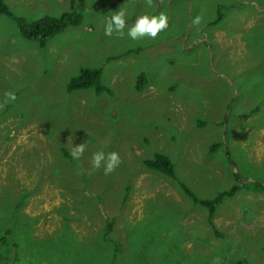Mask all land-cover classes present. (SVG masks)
Returning a JSON list of instances; mask_svg holds the SVG:
<instances>
[{
    "label": "rangeland",
    "instance_id": "obj_1",
    "mask_svg": "<svg viewBox=\"0 0 264 264\" xmlns=\"http://www.w3.org/2000/svg\"><path fill=\"white\" fill-rule=\"evenodd\" d=\"M3 1L83 22L42 47L0 15V103L16 93L0 108V264H264V0ZM160 13L155 38L128 36ZM86 68L110 93L68 91ZM98 151L121 163L106 175ZM157 152L175 179L145 167ZM180 182L199 199L240 188L210 224Z\"/></svg>",
    "mask_w": 264,
    "mask_h": 264
},
{
    "label": "trees",
    "instance_id": "obj_2",
    "mask_svg": "<svg viewBox=\"0 0 264 264\" xmlns=\"http://www.w3.org/2000/svg\"><path fill=\"white\" fill-rule=\"evenodd\" d=\"M0 15H5L12 19L20 30V35L27 40H37L42 47L45 46L47 39L56 36L57 34L66 31L69 27H78L82 24L83 18L76 11L64 12L60 17L44 16L39 20L27 21L23 17H16L8 5L0 0ZM223 17L220 14L218 21H222ZM101 70L92 71L88 68L83 69L82 73L71 79L68 85V91L82 90V89H94L97 95H101L106 91H110L101 83ZM145 82L144 75H141L137 80V89L141 91L142 85ZM110 93V92H109ZM143 164L149 170L158 172L171 179H175V165L171 158L162 152H157L152 158H147L143 161ZM238 177V174H235ZM183 193L192 199L195 203L200 204L208 211L209 223L212 224L217 207L221 205L225 198L232 197L238 190L239 186L234 185L229 190L218 193L212 199H199L194 192L184 183H179ZM114 226L112 223H108L105 237H109V234L113 231ZM106 238V239H107ZM105 239V240H106ZM234 264H243L242 261H237Z\"/></svg>",
    "mask_w": 264,
    "mask_h": 264
},
{
    "label": "clouds",
    "instance_id": "obj_3",
    "mask_svg": "<svg viewBox=\"0 0 264 264\" xmlns=\"http://www.w3.org/2000/svg\"><path fill=\"white\" fill-rule=\"evenodd\" d=\"M168 15L165 13H160L159 15L145 14L139 16L134 24V26L129 30L128 36L133 40L138 38L148 36L155 38L161 30L168 27ZM194 24L199 23V17L193 20ZM126 24V15L123 10L112 14L108 20L105 27V34L111 35L113 31L121 32ZM16 93L14 91H7L4 94V100L0 103V108L4 105L15 101ZM86 143H81L73 147L70 155L74 159H80L85 151ZM121 163V158L117 152H111L105 154L103 151L95 152L92 156L91 164L94 168H100L103 164L104 172L107 175L111 173L119 164Z\"/></svg>",
    "mask_w": 264,
    "mask_h": 264
}]
</instances>
